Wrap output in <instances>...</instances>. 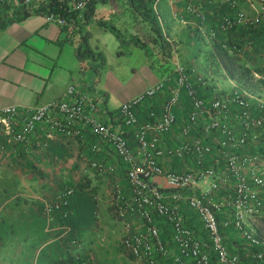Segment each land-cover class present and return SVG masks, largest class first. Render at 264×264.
<instances>
[{
	"label": "built area",
	"instance_id": "obj_1",
	"mask_svg": "<svg viewBox=\"0 0 264 264\" xmlns=\"http://www.w3.org/2000/svg\"><path fill=\"white\" fill-rule=\"evenodd\" d=\"M20 1L35 7L48 0ZM87 1L59 0V5L69 13L82 9ZM245 1L249 6L254 5L253 0ZM255 1L258 4L257 15L264 17V0ZM257 15L253 19H257ZM45 17L64 25V35L71 33L73 24L69 19L52 12ZM246 19L244 10L239 9L231 18H224L223 26ZM204 84V77L193 67L186 69L183 64L176 63L173 69L138 94L123 100L118 106V115L125 125L134 127L133 146L118 128L102 118L104 109L96 99L73 83L65 86L61 96L45 102L0 105V135L9 143V149L0 145V156L1 153L16 152V144L37 138L40 130L45 138L56 133L71 139L89 134L96 139L90 144L91 151L99 153L101 145L105 144L117 163L125 166L127 189L123 192L115 186L111 202L116 214L124 219L122 243L138 264H156L154 254L173 255L169 264H189L188 260L192 264H209L210 252L215 257V264H243L238 253L229 251L223 242L216 212L225 213L222 224L231 226L244 243L264 247V236L256 231L251 221L258 211L260 199L248 178L251 176L258 185L264 183V175L256 173L259 167L264 170V160L258 154L243 149L246 142L257 138L258 128L264 123V98L253 97L252 91L242 86H233L226 91L213 90L206 100L198 88ZM163 91L165 96L158 109H149L146 116L139 119L135 106L144 98ZM181 100L185 101V112L177 125V141L170 146L164 145L162 136H167L177 122L176 109ZM252 106L257 113H251ZM198 121L202 134H190ZM209 134L215 137L214 148L217 151L211 159L222 160V177L216 165L204 162L212 150L211 143L205 141ZM164 155L189 159V163L180 169L166 168L161 162ZM90 165L102 172H114L111 163L91 160ZM158 176L162 185L154 180ZM221 186L224 193L216 195ZM70 190L68 186L63 187L58 197L65 196ZM182 205L196 214L205 234L198 233L184 222L180 212ZM128 215L140 219V228L130 229L132 223L126 218ZM160 218L168 223L167 239L159 234L156 223ZM251 256L256 264L264 258L258 249L252 251Z\"/></svg>",
	"mask_w": 264,
	"mask_h": 264
},
{
	"label": "rangeland",
	"instance_id": "obj_2",
	"mask_svg": "<svg viewBox=\"0 0 264 264\" xmlns=\"http://www.w3.org/2000/svg\"><path fill=\"white\" fill-rule=\"evenodd\" d=\"M153 3L152 8L156 12L163 34L173 28L172 31H175L174 36H176V32L181 29L180 40L176 46L178 54L174 51L168 54L167 51L163 56L159 45L136 39V35L129 36V32L122 31L119 37H116L109 29L97 31L99 42H96L92 36L93 39L88 44L92 52L81 57V70L85 73L83 78L87 81L82 92L95 98L104 111L115 110L117 107L118 114V106L123 100L138 94L150 82H154L156 75L159 79V76L168 73L173 69L176 61L183 65L190 64L206 81L213 78V82L227 85L224 75L213 72L211 77L209 74L203 63L202 52L198 50L201 42L193 34L187 33L186 25L178 21L180 13L177 10L173 11L168 0H154ZM253 4L251 9H255L254 6L257 5L255 0ZM79 37V34L74 36L77 42L75 45L79 44ZM163 37L165 38V34ZM137 40L143 41L144 45H140ZM180 48H186L187 53L180 51ZM260 61L264 63V58ZM76 87L79 89L77 85ZM65 142L66 140H63V143ZM94 142H96L95 138ZM43 147H37L38 151L44 150ZM68 150L63 148L54 151L52 159L38 158L39 155L35 150L26 155L29 156L27 159H0V215L2 216L0 225L3 233L0 241V264H24L25 257L30 255L28 252L31 249L30 245L38 243L40 229L43 228L46 234L51 235L54 221L35 206L32 207L33 211H28V202L25 204L24 199L31 202L32 199L35 202L40 201L47 207L55 193H60L62 190L57 183H61L62 186L68 184L71 187L79 183L83 190L93 192L95 225L91 240L86 244L92 262L138 264L122 243L125 233L122 224L124 219L116 214L111 202L114 198L115 186L121 189L124 186L127 189V183L123 182L124 180L126 182L124 164L111 159L114 172H102L91 166L87 159L70 157L74 152ZM75 156L82 157L77 154ZM10 193H17L21 198V204L15 206L10 200H6L5 197ZM33 194L37 196L33 197ZM22 204L28 210L22 208ZM135 217L128 215L126 218L133 221L132 225H134L136 223L134 221L138 218ZM251 221L256 231L264 236V217L253 216ZM86 232L89 233L90 230L87 229ZM27 235L31 244H26Z\"/></svg>",
	"mask_w": 264,
	"mask_h": 264
},
{
	"label": "trees",
	"instance_id": "obj_3",
	"mask_svg": "<svg viewBox=\"0 0 264 264\" xmlns=\"http://www.w3.org/2000/svg\"><path fill=\"white\" fill-rule=\"evenodd\" d=\"M90 1L92 0H88L85 6H87ZM126 1L128 5L133 10L140 13L143 19L148 23L153 33L150 41L157 46L162 43L167 45V40L163 37L164 34L158 23L156 12L152 8L154 0ZM184 1V4L186 5L184 11L188 14V18H192L190 19L192 23H187L186 32L193 34L198 38L199 42H201V46L198 50L202 52L203 63L206 69L210 72L224 74L238 82L239 86L252 92L264 91V63L260 61L261 58H264V17L258 16L255 11L247 13L244 9V4L246 3L245 0V3H241V0ZM59 3V0H48L45 3L33 7V9L44 15L50 12L53 14L58 13L65 19H69L74 26L75 24L72 19L81 9L72 10L67 13L60 7ZM239 9L244 10L247 19L241 23L232 22L229 25L223 26L224 18L226 16L231 18ZM17 12L19 13L20 11ZM27 12V9H22L21 15ZM254 15H257V19H253ZM20 16L16 15L14 18ZM12 18L13 16L10 17L9 20ZM59 26L64 29V25L59 24ZM108 27L116 37H119L120 33L114 26L109 25ZM76 29L77 27H72L71 34L74 33ZM79 38V44L75 46L74 51L75 54L81 58L83 55L91 53L92 50L86 43L85 33L80 34ZM137 42H140V45H144L143 41L137 40ZM167 51H169V49ZM167 51H165V53ZM167 53L169 54L170 52ZM184 66L186 69L191 68L190 64ZM204 80L207 85L206 79ZM198 88L200 91L201 85L198 86ZM250 111L252 114L257 113L254 106L251 107ZM178 118L179 117H177V119ZM261 128H263V130L260 129V134H258V137L255 140L257 146L256 148L251 149V151H253L250 152L256 153L264 158V123ZM51 138H56L61 141L71 139L62 133H56L50 138H45L43 131L40 130L37 131V138L23 144L18 143L16 144V152H10L7 155L1 153V156L8 159H27L26 155L30 154V149L39 146H44L43 148L45 149L48 145L47 141ZM74 140L79 142V144L81 143L87 146V152L91 153L90 159H87L89 164L91 160L101 161L105 164L110 163V161L105 162V159H97V153L90 150V144L94 142L93 136L85 134L83 138L76 137ZM1 144L5 149H9V143L5 142L0 135V145ZM50 159H52V154H50ZM174 168L180 169L181 167L176 164ZM123 182L126 183L125 180ZM57 186L61 189L68 186L71 190L63 197H58L59 192H56V195L53 196L49 203L48 209L45 207V204L40 203V201L33 203L31 200L23 198L25 204L28 202L29 210L23 204L22 208L27 209L28 211H33L32 205H34L37 210L47 214V217L54 221L53 232L51 235L46 234V232L43 231V228L40 229L37 244L36 242L31 244L27 239L29 235L25 237L27 241L26 244L30 243L31 249L28 251L30 255L28 254L24 259L26 261L24 264H96L89 258L90 256L86 249V244L91 240V234L93 233L95 225V202L93 199V192L83 190L79 183L76 185L73 184L72 187L68 184L62 186L61 183H57ZM122 188V191L126 189L124 186H122ZM222 189L223 188L216 190V193L221 192ZM258 198L260 199V205L258 211L254 213V216L264 217V196H258ZM5 199L8 201L10 200L15 206L21 204V198L18 197L17 193H10ZM180 212L184 222L188 226L198 233L205 234L196 214L189 207L182 205ZM223 217L224 216L220 213L216 214L218 230L223 236V242L227 249L229 251L237 252L243 264H256L254 258L251 256V252L258 249L264 254V247L249 246L242 242L241 238L237 236L236 231L231 226H225L222 224L221 220ZM1 218L2 216L0 215V219ZM15 224L16 223H14V225ZM156 224L160 236L167 239L169 237L168 223L160 218ZM46 228L48 229L49 227ZM87 229L90 230L89 233L86 232ZM2 238L3 233H1L0 225V241ZM235 240L238 242L237 245L234 244ZM153 258L156 264H169L172 262L173 255L162 256L154 254ZM188 262L189 264H192L191 261L188 260ZM209 264H215V257L212 252H210ZM260 264H264V258Z\"/></svg>",
	"mask_w": 264,
	"mask_h": 264
},
{
	"label": "crops",
	"instance_id": "obj_4",
	"mask_svg": "<svg viewBox=\"0 0 264 264\" xmlns=\"http://www.w3.org/2000/svg\"><path fill=\"white\" fill-rule=\"evenodd\" d=\"M168 1L173 11L177 10L180 13L178 17L180 23L186 26L187 23H192L190 20L192 18L190 16L188 18V14L184 11L186 9L184 0ZM241 3H245L244 0H241ZM254 7L255 9H251L248 3L244 4V9L247 13L254 11L257 13L258 4ZM22 9H27L28 12L21 15ZM17 11L20 12L18 13ZM16 15L21 16L14 18ZM12 16L13 18L9 20ZM72 20L75 24L74 26L77 27L76 31L72 34L70 33L71 35H64L63 29L60 28L58 23L54 20H48L44 14L35 11L33 7L23 4L20 0H3L0 2V105L7 103L34 104L45 102L61 96L65 86L69 82H73L74 85H77L79 89L83 90L82 88L86 87L87 81L83 78L85 73L81 70L82 59L76 56L74 51L75 44L77 43L74 38L75 35L79 34L80 36V34L85 33L86 43L88 45L89 41L93 39L92 36H94L96 42H99V34H97V31H106L109 29L108 26L112 25L120 34L122 31H125V33L129 32V36L136 35V38L152 43L150 40L153 33L148 23L140 13L128 5L126 0H92L87 6L79 10ZM172 30L173 28L169 32L164 33L167 45L163 43L160 44L161 46L159 45L163 56L168 49L169 52L174 51L175 54H178L176 46L180 40L181 29L176 32V36H174L175 31ZM96 48L98 49L97 46ZM179 50L187 53L186 48H180ZM176 63L178 62L176 61ZM208 72L213 77V72ZM225 77L227 85H220L213 82V78L210 81L207 80V85L204 84L200 88L201 96L208 100L213 90L226 91L230 90L233 86H239V83L234 79ZM157 79L158 75H156ZM151 83L153 82L149 84ZM252 95L256 98H264V91H253ZM164 96L165 91L143 99L135 106L137 117L143 119L149 109L157 110ZM176 110L177 117L179 118L173 125L172 131L167 136H162L164 138V145L170 146L177 141L175 133L177 132V125L180 123L179 121L185 112L184 101L181 100ZM102 118L118 128L132 146L135 145L133 138L134 127L125 125L121 121L117 114V107L115 110L106 109L102 114ZM260 129L263 130V128H258V130ZM201 132L200 121H198L196 128L192 129L190 134L200 135ZM258 134H260V131ZM255 140L246 142L243 146L244 151L250 152L251 149L256 148ZM205 141H209L212 145V150L207 155L209 157H207L205 163L207 162V165H216L219 175H224V171L220 168L223 164L222 160L213 159L212 161L211 159L212 156L217 155L216 148H214V145H216L214 144V135H207ZM47 142V147L41 152L38 151L37 147L35 149L33 148L41 159H50V154L63 148L69 149L68 152H74L70 156L74 159H90L91 157V153L87 152V146L81 143L79 144L74 139L67 140L63 143L61 140L51 138ZM33 149H30V151H34ZM100 149V152L96 154L97 159H105V162H109L111 159L116 161L115 156L107 145H101ZM75 154L81 155L82 157H76ZM3 155L6 154L4 153ZM0 159L8 158L1 156ZM262 159L264 160V158ZM161 162L166 168H174L176 164L180 165V167H185L189 163V159L177 160L176 158L164 155L161 158ZM262 169L263 167H259L256 173L264 175V170ZM248 178L257 196H264V183L258 185L253 182L251 176H248ZM154 180L157 184L162 185L161 177H155ZM201 185L204 186L203 183ZM223 193L222 189L216 195L218 194L220 196ZM34 196L37 195L33 194ZM32 200L35 203L34 199ZM217 213L225 214L219 211ZM134 222L136 223L132 227L140 228V219L137 218ZM234 244L237 245L238 242L235 240Z\"/></svg>",
	"mask_w": 264,
	"mask_h": 264
}]
</instances>
